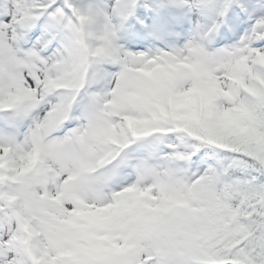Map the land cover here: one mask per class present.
I'll list each match as a JSON object with an SVG mask.
<instances>
[{
	"label": "snow or ice",
	"instance_id": "snow-or-ice-1",
	"mask_svg": "<svg viewBox=\"0 0 264 264\" xmlns=\"http://www.w3.org/2000/svg\"><path fill=\"white\" fill-rule=\"evenodd\" d=\"M0 264H264V0H0Z\"/></svg>",
	"mask_w": 264,
	"mask_h": 264
}]
</instances>
